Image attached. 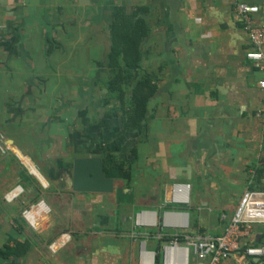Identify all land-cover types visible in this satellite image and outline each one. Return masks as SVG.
<instances>
[{
    "label": "crops",
    "instance_id": "0c3cea01",
    "mask_svg": "<svg viewBox=\"0 0 264 264\" xmlns=\"http://www.w3.org/2000/svg\"><path fill=\"white\" fill-rule=\"evenodd\" d=\"M242 2L259 8L250 22L264 28V0H0V264H165L177 234L187 246V237L224 232L264 162V70L246 57L254 46ZM118 7L150 9L143 61L158 92L118 153L126 167L112 171L115 192L77 193L74 159L102 156L113 136L95 123L91 94L101 85L105 95L107 61L75 59L61 35L109 51ZM86 63L85 78L75 70ZM43 98L40 113L32 105ZM93 104L90 115L84 105ZM177 183L193 185L190 204L173 202ZM143 212L154 225L138 221ZM169 212L187 213L188 226L165 225ZM242 244L264 245V223ZM187 264L206 263L191 252Z\"/></svg>",
    "mask_w": 264,
    "mask_h": 264
},
{
    "label": "trees",
    "instance_id": "16d2710c",
    "mask_svg": "<svg viewBox=\"0 0 264 264\" xmlns=\"http://www.w3.org/2000/svg\"><path fill=\"white\" fill-rule=\"evenodd\" d=\"M149 14L147 7L133 8L132 11L118 7L109 27L111 48L105 85L102 87L105 106L102 113L96 115L95 123L102 134L113 132L110 139L102 140V156L98 155L103 161L106 176L110 178L113 177L112 166L119 170L124 168L125 163L119 160L118 153L130 137L148 122L149 105L158 92L160 81L147 74L143 61V44L152 34L151 21L146 17ZM149 53L154 58L153 51ZM99 114L103 117H99ZM116 120L118 124L114 125ZM248 189L264 192V162L256 169L252 181L248 182ZM118 192L124 194L123 189H118ZM178 238L185 240L183 236Z\"/></svg>",
    "mask_w": 264,
    "mask_h": 264
},
{
    "label": "built area",
    "instance_id": "2783aa9c",
    "mask_svg": "<svg viewBox=\"0 0 264 264\" xmlns=\"http://www.w3.org/2000/svg\"><path fill=\"white\" fill-rule=\"evenodd\" d=\"M236 9L243 17L245 30L249 32L250 40L254 46V49L249 51L246 57L260 70H264V28L254 27L250 22V16L257 13L259 8L242 2L238 3ZM259 86L264 90V80L259 82ZM262 112L264 113V107ZM192 188L193 185L190 183L175 184L172 188L173 202L177 205L190 204ZM181 215H183L181 212L167 213L165 225L175 229L186 228L188 223L184 218H181ZM146 216L148 214L140 213L137 217L138 221L141 219L145 224L154 225L153 221L145 219ZM257 223H264V192L246 189L233 216L219 237H187V246H181V240L178 238L165 247V264H187L191 252L206 264H223L232 257L242 258L236 264H253L254 260L264 258V245H244L242 241L250 235ZM181 251L182 255L178 254Z\"/></svg>",
    "mask_w": 264,
    "mask_h": 264
},
{
    "label": "rangeland",
    "instance_id": "374dc122",
    "mask_svg": "<svg viewBox=\"0 0 264 264\" xmlns=\"http://www.w3.org/2000/svg\"><path fill=\"white\" fill-rule=\"evenodd\" d=\"M65 30L66 29L64 28V32H65ZM61 37H62V40L65 41V44H62L64 50L66 49V50H68L69 52H72V53H73V51H75V59H82L83 56H84V54H86L85 57H84L85 60H89L90 63L92 62V60H94L93 62H98L99 61V58H103V55H105L106 61L108 59L109 51L102 49L100 46H96L93 41H88V40H80L79 41V40H76V39H74V40H70V39L69 40H65V38H64L65 35L64 34L61 35ZM146 42L143 44V46H145ZM36 48H37V51H38L37 45H36ZM47 51H48V48H47ZM144 52L146 53V51H144ZM85 60H83V61H85ZM72 61H73V59H72ZM79 63H81V62H77L76 65L79 64ZM150 64L151 63L149 62L147 65L150 66ZM87 66H88L87 63L85 65L82 64V67L79 66L80 69L79 70H75L76 71V74L78 75L81 72H85L84 69ZM91 69H92V67H91ZM88 72H90L89 74H93L92 70H90ZM88 72H85V75L83 77H85V78L88 77ZM105 76H106V74H105ZM57 79H58V77H57ZM82 85L84 86L85 83L82 82ZM104 85L105 84H103V86ZM5 88L7 89V86ZM100 88H101V85L96 86V89L95 90H93V91L91 90V94L93 95V103H95L96 105L100 104V107L101 108H100V111H98V112H100V114H101L102 113L101 110L104 108L105 95L104 96L102 95V93L100 91ZM71 89H72V87L69 88V94H68L69 97L72 98V99L79 98L80 96H79L78 88L77 89L75 88L74 90H72V93H71ZM90 97H92V96L90 95ZM41 104H43L44 106L43 105H40V104H37L36 102L32 106H34L35 109H37L35 106H37V105L38 106H41V111L39 109H37V110H39L40 113L41 112L43 113V111H44L43 110V107H44V109L46 108L44 98L41 100ZM95 104L90 105V106L84 105L85 108H86V110L87 109L89 110L88 113L90 115H93V113H94L93 108L95 107ZM100 114H99V117L102 118L103 115H100ZM35 116H37V115H32V117H35ZM42 116H43V114L40 115V117H42ZM113 122L114 121H112V123ZM117 124H118V121L116 120L115 123H114V125H117ZM0 146H1V144H0ZM116 164H118V162ZM112 167H113V169H116V167H114V166H112ZM19 191H20V189L17 190V192H19ZM113 193H111V194H113ZM115 207H117V208L119 207L120 208L119 205H115ZM170 209L171 210L177 209V210H181V211L187 210L186 208L181 207V206H177L175 204H171V208ZM190 212H191L192 221H194L195 218H196V215H194V213L192 211H190ZM174 230H176V229H174ZM170 232H174V231L173 230H170Z\"/></svg>",
    "mask_w": 264,
    "mask_h": 264
},
{
    "label": "water",
    "instance_id": "95a60500",
    "mask_svg": "<svg viewBox=\"0 0 264 264\" xmlns=\"http://www.w3.org/2000/svg\"><path fill=\"white\" fill-rule=\"evenodd\" d=\"M17 153L23 157L20 152ZM28 169L30 170L29 166ZM72 171V190L74 192L109 194L115 191V181L106 176L101 158H76L72 163Z\"/></svg>",
    "mask_w": 264,
    "mask_h": 264
},
{
    "label": "bare ground",
    "instance_id": "6f19581e",
    "mask_svg": "<svg viewBox=\"0 0 264 264\" xmlns=\"http://www.w3.org/2000/svg\"><path fill=\"white\" fill-rule=\"evenodd\" d=\"M188 218V217H187ZM186 221V220H185ZM187 222V221H186Z\"/></svg>",
    "mask_w": 264,
    "mask_h": 264
}]
</instances>
